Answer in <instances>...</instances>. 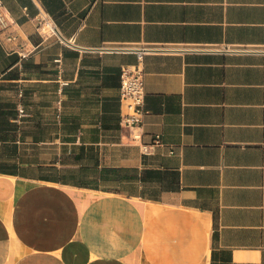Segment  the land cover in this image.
<instances>
[{"label": "crops", "instance_id": "obj_1", "mask_svg": "<svg viewBox=\"0 0 264 264\" xmlns=\"http://www.w3.org/2000/svg\"><path fill=\"white\" fill-rule=\"evenodd\" d=\"M0 2V264H264V0Z\"/></svg>", "mask_w": 264, "mask_h": 264}, {"label": "built area", "instance_id": "obj_2", "mask_svg": "<svg viewBox=\"0 0 264 264\" xmlns=\"http://www.w3.org/2000/svg\"><path fill=\"white\" fill-rule=\"evenodd\" d=\"M37 31L41 36L58 37V31L55 23L45 12H40L37 21ZM12 21L8 20L6 14L2 10L0 2V31L9 28ZM8 31V30H7ZM6 40L12 39V33L7 32L4 36ZM156 48L155 46H145L137 51V63L133 65H124L120 69L119 75V100L123 106L120 113L119 124L123 128L138 127L145 110L143 108V72L140 66V59L143 52ZM136 136V135H135ZM157 142V140H155ZM146 149V145H143Z\"/></svg>", "mask_w": 264, "mask_h": 264}]
</instances>
